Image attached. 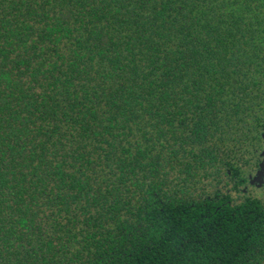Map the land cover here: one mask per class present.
<instances>
[{
  "label": "trees",
  "instance_id": "1",
  "mask_svg": "<svg viewBox=\"0 0 264 264\" xmlns=\"http://www.w3.org/2000/svg\"><path fill=\"white\" fill-rule=\"evenodd\" d=\"M263 130L264 0H0V264H264Z\"/></svg>",
  "mask_w": 264,
  "mask_h": 264
},
{
  "label": "water",
  "instance_id": "2",
  "mask_svg": "<svg viewBox=\"0 0 264 264\" xmlns=\"http://www.w3.org/2000/svg\"><path fill=\"white\" fill-rule=\"evenodd\" d=\"M263 141H264V130H263ZM264 157V153H262ZM256 184L257 187H260L264 184V158L259 165V169L256 172V175L250 179L249 185Z\"/></svg>",
  "mask_w": 264,
  "mask_h": 264
},
{
  "label": "rangeland",
  "instance_id": "3",
  "mask_svg": "<svg viewBox=\"0 0 264 264\" xmlns=\"http://www.w3.org/2000/svg\"><path fill=\"white\" fill-rule=\"evenodd\" d=\"M257 194V192H253V195H256Z\"/></svg>",
  "mask_w": 264,
  "mask_h": 264
},
{
  "label": "flooded vegetation",
  "instance_id": "4",
  "mask_svg": "<svg viewBox=\"0 0 264 264\" xmlns=\"http://www.w3.org/2000/svg\"><path fill=\"white\" fill-rule=\"evenodd\" d=\"M264 157H262V159H263Z\"/></svg>",
  "mask_w": 264,
  "mask_h": 264
}]
</instances>
